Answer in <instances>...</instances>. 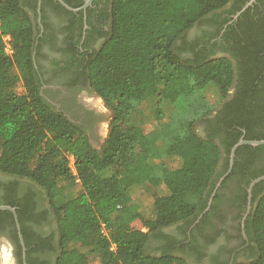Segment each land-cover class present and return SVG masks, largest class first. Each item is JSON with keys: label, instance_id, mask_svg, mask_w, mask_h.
<instances>
[{"label": "trees", "instance_id": "1", "mask_svg": "<svg viewBox=\"0 0 264 264\" xmlns=\"http://www.w3.org/2000/svg\"><path fill=\"white\" fill-rule=\"evenodd\" d=\"M231 1L112 0L111 32L89 63L91 86L113 114L98 149L41 94L34 24L23 0H0V173L32 179L51 199L59 227L55 264H189L172 252L153 254L151 236L204 210L242 136L264 138L255 128L264 113V16L253 20L247 9L227 27L222 49L237 63L182 54L186 32ZM236 75V91L226 100ZM211 85L220 93L216 103L204 94ZM221 103L215 126L203 136L198 124ZM139 106L179 127L160 170L148 162L153 144L133 120ZM263 154L264 145L239 146L222 184L236 177L249 186L264 174ZM58 178L81 182V193L61 201ZM253 195L249 218L259 256L250 264H264V180ZM3 199L16 206L10 196Z\"/></svg>", "mask_w": 264, "mask_h": 264}, {"label": "flooded vegetation", "instance_id": "2", "mask_svg": "<svg viewBox=\"0 0 264 264\" xmlns=\"http://www.w3.org/2000/svg\"><path fill=\"white\" fill-rule=\"evenodd\" d=\"M63 1L74 8L86 3ZM249 1L235 9L240 0H232L196 22L180 40L186 47L182 54L225 56L237 63L230 52L222 49L223 44H228L223 36L247 9L253 20L264 16V0L247 6ZM111 3L112 0H93L85 9L75 11L60 0H23L34 24L33 57L41 94L56 110L82 126L90 138H103L109 126L107 113L96 102L100 96L88 75L92 57L111 32ZM237 78L236 75L226 100L234 96ZM222 107L221 103L207 120L198 124L200 134L205 136L212 131ZM262 117L255 123L259 133H264V113ZM258 163H264V154ZM222 183L217 186V182L207 206L197 216L153 234L149 250L153 254L172 252L189 264H250L256 260L259 249L249 218L256 207L253 189L250 197L249 186L236 177ZM6 196L16 203V214L9 209L0 210V264H55L59 251L58 220L44 188L32 179L0 173V205H10L3 199Z\"/></svg>", "mask_w": 264, "mask_h": 264}, {"label": "rangeland", "instance_id": "3", "mask_svg": "<svg viewBox=\"0 0 264 264\" xmlns=\"http://www.w3.org/2000/svg\"><path fill=\"white\" fill-rule=\"evenodd\" d=\"M19 92H23L24 88L20 87L18 89ZM204 94L206 95L207 99L211 103H216L220 100V93L214 85L207 87L204 90ZM97 103L100 104L107 113L106 116V123L109 124L112 119V111L110 108L107 107L105 102L102 98L97 97ZM148 106H139L133 111V120L134 123L143 127L144 131L148 134L150 141L152 142V149L153 153L147 159L149 163H151L156 170H160L163 163L166 161V147L168 144L169 139L171 136L179 130L178 125L175 123H171L170 121H163L157 119L155 116L150 114ZM109 126H107V130L105 132V136L103 138H96L95 136L91 137L92 144L101 149L104 143L106 142L108 133H109ZM73 164V163H72ZM169 164H171V160H169ZM58 184L62 187V193L59 195V199L61 201L74 198L79 195L82 191L81 182L77 181L76 179H65V178H58ZM139 193H142L139 191ZM144 193V192H143ZM142 193V194H143ZM153 217L152 213H148L146 218ZM136 226L147 230L142 225L141 220L136 221ZM8 264V261L6 262ZM10 264V263H9Z\"/></svg>", "mask_w": 264, "mask_h": 264}, {"label": "water", "instance_id": "4", "mask_svg": "<svg viewBox=\"0 0 264 264\" xmlns=\"http://www.w3.org/2000/svg\"><path fill=\"white\" fill-rule=\"evenodd\" d=\"M62 3H64L68 8L72 9V10H80V9H85L89 4L92 3L93 0H86V3L82 6V7H78V8H74V7H71L69 6L68 4H66L63 0H60ZM255 0H251L249 1V3L247 4L250 5L254 2ZM243 144H249V145H253V146H259V145H264V138L263 139H246L244 136H242L239 141L237 143H235L233 145V147L231 148V152H230V167L228 169V171L220 178V180L218 181V184L217 186H219L223 179L231 172L232 168H233V165H234V160H235V155H236V150L239 146L243 145ZM264 180V174L253 179L249 185V194H250V197L252 196V189L254 187V185L260 181ZM1 209H9L11 211H13L15 214H16V210L13 206L11 205H0V210ZM17 223H18V226L20 228V225H19V222L17 220ZM20 232V237H21V240H22V243L24 244V241H23V236H22V233L21 231ZM25 249V247H24Z\"/></svg>", "mask_w": 264, "mask_h": 264}, {"label": "built area", "instance_id": "5", "mask_svg": "<svg viewBox=\"0 0 264 264\" xmlns=\"http://www.w3.org/2000/svg\"><path fill=\"white\" fill-rule=\"evenodd\" d=\"M4 39L6 42V51H7V53L11 54L13 52V50H12L11 44L9 42V36H5ZM73 169H74V165H73Z\"/></svg>", "mask_w": 264, "mask_h": 264}]
</instances>
